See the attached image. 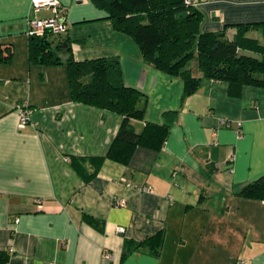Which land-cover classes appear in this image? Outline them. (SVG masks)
<instances>
[{"label": "crops", "instance_id": "1", "mask_svg": "<svg viewBox=\"0 0 264 264\" xmlns=\"http://www.w3.org/2000/svg\"><path fill=\"white\" fill-rule=\"evenodd\" d=\"M190 1L201 13L200 32L232 40L239 23H252L240 38L263 50L264 0ZM31 2L0 0L6 264H264V196L240 194L264 177V87L206 78L193 64L202 80L188 94L184 77L147 61L91 0H59L67 25L62 63L36 62L28 22L52 13L35 12ZM247 48L240 51L264 57ZM68 58L117 59L125 85L145 95L144 116L131 119L136 132L147 123L168 129L157 150L140 148L129 164L107 155L124 117L74 99ZM18 105L29 111L23 127ZM160 230L155 255L145 240Z\"/></svg>", "mask_w": 264, "mask_h": 264}, {"label": "trees", "instance_id": "2", "mask_svg": "<svg viewBox=\"0 0 264 264\" xmlns=\"http://www.w3.org/2000/svg\"><path fill=\"white\" fill-rule=\"evenodd\" d=\"M91 1L109 12L110 19L120 32L136 40L147 61L170 75L184 77L188 94L196 92L202 80L194 76L193 64L206 78L264 87V57L240 51L249 46L264 54V48L258 47L257 40L240 38L252 23H239L237 39L230 40L223 31L200 32L201 13L194 4H186V0ZM60 34L46 31L41 36H31L30 59L52 65L62 63L57 52L65 40L60 41ZM49 36L56 38L53 40ZM67 60L74 99L107 108L124 117L107 155L114 161L129 164L138 149L157 150L166 138L168 129L166 126L147 123L142 132H136L131 119L144 116L145 95L125 85L117 59ZM144 137L148 139L149 145H144ZM240 194L264 196V177L247 184ZM164 236L165 231L160 230L145 240L153 254H159ZM6 259V255L0 252V264H6Z\"/></svg>", "mask_w": 264, "mask_h": 264}, {"label": "built area", "instance_id": "3", "mask_svg": "<svg viewBox=\"0 0 264 264\" xmlns=\"http://www.w3.org/2000/svg\"><path fill=\"white\" fill-rule=\"evenodd\" d=\"M185 2L188 5L194 4L190 0H186ZM31 3L35 12L40 11L42 8H48L50 9L52 16L42 17L41 19H30L27 26L28 36H41L46 31H52L53 33L60 34L67 30L66 15L64 14V9L61 7L59 0H32ZM17 109H19L20 114V126L23 127V125L29 121V111L27 108L23 107V105H18ZM143 189L148 191L151 190L150 187H145ZM121 204H123V202L119 201L116 205L119 206ZM122 229V227L117 228V231L120 232ZM104 256L108 260L112 258V255L108 253H105Z\"/></svg>", "mask_w": 264, "mask_h": 264}, {"label": "rangeland", "instance_id": "4", "mask_svg": "<svg viewBox=\"0 0 264 264\" xmlns=\"http://www.w3.org/2000/svg\"><path fill=\"white\" fill-rule=\"evenodd\" d=\"M60 35L62 36L63 34H60ZM49 37H51L53 40L56 38V36H54V37L53 36H49Z\"/></svg>", "mask_w": 264, "mask_h": 264}, {"label": "water", "instance_id": "5", "mask_svg": "<svg viewBox=\"0 0 264 264\" xmlns=\"http://www.w3.org/2000/svg\"><path fill=\"white\" fill-rule=\"evenodd\" d=\"M64 46H66V44L64 43Z\"/></svg>", "mask_w": 264, "mask_h": 264}]
</instances>
